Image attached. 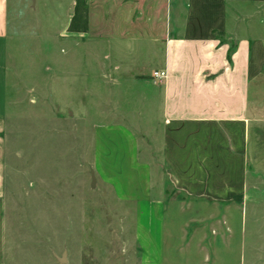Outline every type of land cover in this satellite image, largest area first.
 Masks as SVG:
<instances>
[{"label":"crops","instance_id":"0c3cea01","mask_svg":"<svg viewBox=\"0 0 264 264\" xmlns=\"http://www.w3.org/2000/svg\"><path fill=\"white\" fill-rule=\"evenodd\" d=\"M16 2L0 0V134L15 115L18 83L29 99L52 101L72 117L80 102L96 101L97 67L114 87L150 85V95L118 89L108 99L140 103L141 127L97 133V165L109 166L119 196L135 202L139 264H264L225 216L240 213L248 194L250 132L264 93V0H56L55 22L26 20ZM34 46L55 62L17 64ZM156 71L165 79L153 80ZM147 132L176 194L143 156L134 135ZM4 158L0 138V198Z\"/></svg>","mask_w":264,"mask_h":264},{"label":"rangeland","instance_id":"374dc122","mask_svg":"<svg viewBox=\"0 0 264 264\" xmlns=\"http://www.w3.org/2000/svg\"><path fill=\"white\" fill-rule=\"evenodd\" d=\"M17 1L22 17L28 21L38 14L41 20L47 16L48 21L55 22L54 16L61 14L56 0H37L35 8L33 0ZM47 45L51 52L54 41ZM39 49L36 51L34 46L30 57L23 53L15 61L24 66V60L28 63L30 59L38 67L41 62L49 66L55 62V54H40ZM22 73L21 70L17 75ZM96 73V101L80 102L74 117L56 110L52 101L44 102L38 96L29 99L18 83L11 108L15 115L6 120V129L0 134L5 147L0 264H139L134 240L135 202L119 196L109 182V166L97 165V156L103 149L97 133L109 125L141 127L142 114L138 113L144 110L139 108L140 103L108 99L118 89L136 96L139 91L150 95L152 88L127 87L126 83L121 88L114 87L110 84L114 77L104 69L97 67ZM19 78L22 81L24 77ZM58 105L63 108L62 103ZM71 108L78 112L75 106ZM256 111L249 140L247 198L240 205V213L225 216L230 223L238 221L246 237L245 251L258 261L257 257L264 255V93L257 99ZM134 136L139 138L145 159L153 163L154 179L161 181L169 194H176L167 167L156 165L160 157L152 135L147 132ZM62 256L64 263L59 261Z\"/></svg>","mask_w":264,"mask_h":264},{"label":"built area","instance_id":"2783aa9c","mask_svg":"<svg viewBox=\"0 0 264 264\" xmlns=\"http://www.w3.org/2000/svg\"><path fill=\"white\" fill-rule=\"evenodd\" d=\"M165 77H166L165 72L156 71V72H153V74H152V78L155 81H161V80L165 79Z\"/></svg>","mask_w":264,"mask_h":264},{"label":"water","instance_id":"95a60500","mask_svg":"<svg viewBox=\"0 0 264 264\" xmlns=\"http://www.w3.org/2000/svg\"><path fill=\"white\" fill-rule=\"evenodd\" d=\"M59 261L60 263H64L65 262L64 256H62V258H60Z\"/></svg>","mask_w":264,"mask_h":264}]
</instances>
